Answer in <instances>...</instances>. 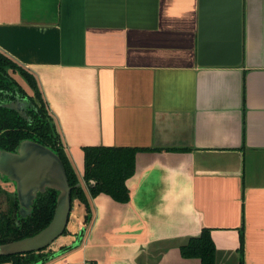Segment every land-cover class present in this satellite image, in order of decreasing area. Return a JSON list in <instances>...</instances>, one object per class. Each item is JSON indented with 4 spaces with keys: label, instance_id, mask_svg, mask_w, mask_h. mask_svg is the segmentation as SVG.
<instances>
[{
    "label": "crops",
    "instance_id": "1",
    "mask_svg": "<svg viewBox=\"0 0 264 264\" xmlns=\"http://www.w3.org/2000/svg\"><path fill=\"white\" fill-rule=\"evenodd\" d=\"M226 12L208 11L203 66L198 0H0V51L33 76L87 198L83 149L135 150L128 201L88 198L85 223L74 198L53 249L81 241L45 264H202L182 249L203 230L213 264H264V0H242L224 66Z\"/></svg>",
    "mask_w": 264,
    "mask_h": 264
},
{
    "label": "trees",
    "instance_id": "2",
    "mask_svg": "<svg viewBox=\"0 0 264 264\" xmlns=\"http://www.w3.org/2000/svg\"><path fill=\"white\" fill-rule=\"evenodd\" d=\"M14 73H18L26 81L33 90V97L27 95L16 82L11 75ZM21 98L27 102L26 107L23 106L26 117L14 110L0 107L1 149L12 151L19 141L31 139L56 151L71 188L70 202L72 203V200L76 198L84 205L85 223H89L90 219L88 198L102 193L117 202L126 203L128 201L129 191L126 181L134 174L135 150L105 146L85 147L83 149V181L89 192L87 198L77 184V178L63 151L58 135H54L47 107H45L33 76L0 51V103L21 101ZM2 190L0 186V193L3 192ZM6 200L7 209L0 212V244L31 236L45 227L52 217L55 192L48 190L40 194L32 205L31 214L24 219L18 215L15 195L12 197L6 195ZM64 234H66V229L62 235ZM81 238L82 232L78 234L76 242L58 246L56 249L51 248L49 244L39 251L0 255V263L45 264L76 248ZM182 251L186 256L199 257L202 264H213L214 245L208 230H203L199 237L191 239Z\"/></svg>",
    "mask_w": 264,
    "mask_h": 264
},
{
    "label": "water",
    "instance_id": "3",
    "mask_svg": "<svg viewBox=\"0 0 264 264\" xmlns=\"http://www.w3.org/2000/svg\"><path fill=\"white\" fill-rule=\"evenodd\" d=\"M199 2V64L215 65L203 62L209 50L212 34L209 29L208 11L226 9L229 28H232L231 45L228 51L233 52L235 62L221 63L236 65L241 53V14L242 0H198ZM203 57V58H202ZM217 64V63H216ZM0 107L14 110L26 117L20 101L0 103ZM93 184V183H92ZM0 185H10L18 204V215L24 219L32 212V205L40 194L48 190L55 192V205L48 224L31 236L0 244V255L21 254L39 251L58 237L66 227L71 208L70 186L65 170L56 151L31 139L18 142L12 151L0 148Z\"/></svg>",
    "mask_w": 264,
    "mask_h": 264
},
{
    "label": "rangeland",
    "instance_id": "4",
    "mask_svg": "<svg viewBox=\"0 0 264 264\" xmlns=\"http://www.w3.org/2000/svg\"><path fill=\"white\" fill-rule=\"evenodd\" d=\"M11 75L14 76L13 74H11ZM14 77H16V76H14ZM52 128H53L54 135H57L55 132L54 126H52ZM1 188L3 189L2 190L3 192L0 193V212H3L7 209L6 195H9L12 197V195H14V193H13V190H12L10 185H2ZM4 191H5L6 195H5ZM58 239L59 238H57L54 242L51 243V245H50L51 248H55L54 246L58 244V242H57Z\"/></svg>",
    "mask_w": 264,
    "mask_h": 264
},
{
    "label": "flooded vegetation",
    "instance_id": "5",
    "mask_svg": "<svg viewBox=\"0 0 264 264\" xmlns=\"http://www.w3.org/2000/svg\"><path fill=\"white\" fill-rule=\"evenodd\" d=\"M20 100L22 101V102L20 101V102L22 103V106H25V107H26L27 102L25 101V99L21 98ZM22 108H23V107H22Z\"/></svg>",
    "mask_w": 264,
    "mask_h": 264
}]
</instances>
